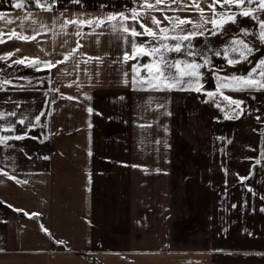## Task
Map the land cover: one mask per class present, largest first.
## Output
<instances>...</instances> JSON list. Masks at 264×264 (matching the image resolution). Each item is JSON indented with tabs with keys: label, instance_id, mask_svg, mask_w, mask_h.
Listing matches in <instances>:
<instances>
[{
	"label": "crops",
	"instance_id": "obj_1",
	"mask_svg": "<svg viewBox=\"0 0 264 264\" xmlns=\"http://www.w3.org/2000/svg\"><path fill=\"white\" fill-rule=\"evenodd\" d=\"M126 3L135 0H59L52 9L26 12L0 0V10L13 17L11 24L0 19V32L40 33L33 40L6 35L0 56L13 55L0 63L62 61L78 39L77 53L103 61L80 60L77 67L70 58L47 69L52 81L41 148L4 166L11 175L0 173V264H224L228 257L229 251L213 248L212 224L201 225L212 202L210 110L193 90L133 88L134 61L123 60L131 45L117 31L102 26L91 33L85 25L78 37L75 24L60 28L65 17L104 15ZM179 14L196 18L198 12ZM77 76L79 84L69 86Z\"/></svg>",
	"mask_w": 264,
	"mask_h": 264
},
{
	"label": "snow or ice",
	"instance_id": "obj_2",
	"mask_svg": "<svg viewBox=\"0 0 264 264\" xmlns=\"http://www.w3.org/2000/svg\"><path fill=\"white\" fill-rule=\"evenodd\" d=\"M73 2L79 3L80 0H73ZM9 3H14L17 9L25 8L27 12L26 5L28 0H9ZM58 3L59 0H51V2H48V0H35V4L39 8L52 9ZM204 5H207V8ZM253 5L254 0H135L133 6H129L126 3L122 6L123 10L121 11H109L104 15L88 18H80L79 14L74 19L65 17L60 28L65 30L68 24H75L78 37L83 31L81 26L85 25L89 26V32L91 33H95L102 26L117 31L119 35H122L125 46L129 43L131 45V51H123V60L125 62L134 61L131 67L133 88L139 86L152 90H193L206 92L209 98L214 97L218 93L228 104L221 105L217 101V106L230 108L235 114L244 101L231 95H225L224 89L264 90V55L256 56L258 52H264V0H258L255 6ZM100 6L105 8L112 7L108 3H103ZM186 9L197 11L199 13L198 18L179 14L181 10ZM169 10L174 14L169 15ZM157 11L163 13L162 18L156 15ZM31 15V12H28L23 19H28ZM239 16L248 17L258 22V43L260 47H257V43L249 38L250 35L256 34L257 29L255 27L241 28L240 31L244 34V37L232 35L230 43H225L222 51L214 47L213 43L207 39L203 42L197 39L198 37H215L218 33L224 34L228 32L226 25L237 23ZM0 19H6L11 24L13 17L7 15L6 11L0 10ZM148 20H150V23L146 22ZM129 21H131V24L128 23ZM137 24H139V27H137ZM41 27L43 28V25ZM39 34L37 31H34L33 35L17 33L16 29L13 28L10 34L0 32V42L5 40L6 35L8 39L33 40ZM144 35H147L149 39L139 42L137 37ZM82 47L83 45L78 39L74 49L63 52L62 61L41 60L37 57H20L18 60L12 61V64H26L32 68H37L38 66L40 68H54L57 64L69 61L70 58L77 61V67L80 60H84L85 63L92 59L98 60L100 63L103 62L99 57H92L87 52L77 53V50ZM172 53L177 55L173 56ZM145 54L150 59L148 62L142 63L137 58H142ZM12 55V52H8L0 56V59L7 60ZM213 56H223L226 58V65L236 66V71L224 73L223 68L214 63ZM241 62L247 63L250 67L241 71ZM141 69L144 71H141ZM205 70L215 77V89L204 87L207 82ZM84 71L87 72L88 69L85 68ZM124 76V83H128L127 73ZM22 79L27 80L29 84L33 81V77H22ZM47 80L51 83L52 76L48 75ZM37 82L43 83L42 80ZM79 82V76H77L76 81H68V84L71 86L74 83L79 84ZM88 82L91 83V77L88 78ZM14 83L15 81L9 77L2 81V86L7 88L9 84ZM50 91H57V89H50ZM82 94L85 97L88 96L87 92ZM65 95L73 99L78 98L71 96V94L61 93V96ZM52 102L55 103L54 100ZM232 105L236 107L232 108ZM157 107H162V105H157ZM87 112L93 113L94 108L89 105ZM8 115L16 116V112H0V116ZM44 115L43 111L35 115V123H26L25 118L21 116L19 123L31 129L40 124L41 117ZM48 115L50 116L51 113H48ZM257 118L259 119V117ZM89 126H91L90 123ZM0 130L15 134L16 124L5 122L0 124ZM29 135L28 131L15 134L14 136L0 134V144L10 146L7 145V141L11 139L22 140ZM262 155H264V150H262ZM157 171H161V169H157ZM0 173L11 175V173L6 172L4 167H0ZM11 178L19 183L25 182L16 176H11ZM244 179L246 177H241V180ZM44 231L47 232L48 229L45 228ZM57 243H62V241H57Z\"/></svg>",
	"mask_w": 264,
	"mask_h": 264
},
{
	"label": "rangeland",
	"instance_id": "obj_3",
	"mask_svg": "<svg viewBox=\"0 0 264 264\" xmlns=\"http://www.w3.org/2000/svg\"><path fill=\"white\" fill-rule=\"evenodd\" d=\"M256 2L258 0H254L253 6ZM26 7H37L35 0H28ZM198 16L199 13L196 18ZM226 27L228 32L224 34L218 33L215 37H198L197 39L201 42L207 39L213 43L214 47L222 51L223 45L230 43L232 35L244 37L240 31L241 28L255 27L256 34L250 35L249 38L257 43V47H260L258 22L239 16L237 23H230ZM172 55L177 54L172 53ZM260 55H264V52ZM149 59L147 54L140 58L142 63L148 62ZM213 61L223 68L224 73L236 71V66L226 65V58L223 56H213ZM249 67L247 63L241 62L240 70L244 71ZM47 69V67L39 66L32 68L19 63H0V70H2L0 71V112H16V116H0V124L15 123V134L24 131L30 133L22 140L7 141V145L10 146L0 144V167L11 164L14 159L20 163L23 158L28 157L27 153L41 148L37 144L41 143L46 133ZM9 77L15 83L4 88L2 81ZM22 77H33V81L29 84ZM205 79L207 82L204 87L215 89L216 79L210 72L206 71ZM40 80L43 83L37 82ZM223 91L225 95L244 101L235 114L230 108L217 106V101L221 105L228 104L218 93L209 98L206 92L195 91L200 103L210 110L213 116V173L210 190L212 202L207 215L208 221L204 220L201 225L205 227L206 223L212 224L213 248L229 251L228 257L222 258L224 264H264V155H262L264 90L224 89ZM235 107L232 105V108ZM40 111H43L45 115L41 117V122L36 127L28 129L19 123L21 116L25 118L26 123H35L34 117ZM0 134L15 135L2 130ZM241 177L246 179L241 180Z\"/></svg>",
	"mask_w": 264,
	"mask_h": 264
},
{
	"label": "flooded vegetation",
	"instance_id": "obj_4",
	"mask_svg": "<svg viewBox=\"0 0 264 264\" xmlns=\"http://www.w3.org/2000/svg\"><path fill=\"white\" fill-rule=\"evenodd\" d=\"M261 54V52L257 55V57Z\"/></svg>",
	"mask_w": 264,
	"mask_h": 264
},
{
	"label": "bare ground",
	"instance_id": "obj_5",
	"mask_svg": "<svg viewBox=\"0 0 264 264\" xmlns=\"http://www.w3.org/2000/svg\"><path fill=\"white\" fill-rule=\"evenodd\" d=\"M229 70V69H228Z\"/></svg>",
	"mask_w": 264,
	"mask_h": 264
}]
</instances>
